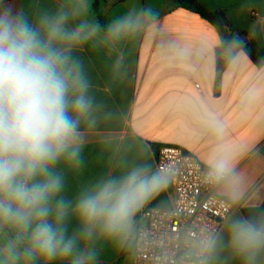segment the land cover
<instances>
[{
  "label": "crops",
  "instance_id": "obj_1",
  "mask_svg": "<svg viewBox=\"0 0 264 264\" xmlns=\"http://www.w3.org/2000/svg\"><path fill=\"white\" fill-rule=\"evenodd\" d=\"M195 1L227 19L228 51L216 26L176 0H8L29 21L64 13L70 31L89 25L87 41L70 46V55L82 66L92 108L79 128V159L61 160L56 166L64 177L61 195L71 202L69 235L82 228L73 212L82 191L136 168L160 174L156 157L162 146L181 147L208 169L211 160L227 158L238 174L235 181L218 187L237 209L206 264L228 225L244 218L242 210L263 203L264 65L258 67L248 57L244 41L264 48V0ZM124 19L130 26L110 31ZM218 52L221 61H227L222 71ZM173 197L168 179L165 189L137 210L125 230L109 236L96 226L79 249L95 252L91 264H133L134 225L137 231L146 211L170 209ZM10 238L8 230L0 231V260L7 255ZM256 264H264V253Z\"/></svg>",
  "mask_w": 264,
  "mask_h": 264
},
{
  "label": "clouds",
  "instance_id": "obj_2",
  "mask_svg": "<svg viewBox=\"0 0 264 264\" xmlns=\"http://www.w3.org/2000/svg\"><path fill=\"white\" fill-rule=\"evenodd\" d=\"M66 21L64 13L29 21L8 0H0V231L11 233L0 264L37 259L91 264L95 252L81 251L79 244L91 238L93 228L109 236L125 230L137 210L168 183L165 175L136 168L85 189L73 208L82 228L68 234L71 202L61 195L64 177L56 166L79 159V128L92 100L82 66L70 55V46L87 41L89 25L70 31ZM126 26L128 19L118 20L110 31L119 33ZM209 164L210 182L238 178L227 158ZM228 237L244 264H256L264 253V215L233 220Z\"/></svg>",
  "mask_w": 264,
  "mask_h": 264
},
{
  "label": "built area",
  "instance_id": "obj_3",
  "mask_svg": "<svg viewBox=\"0 0 264 264\" xmlns=\"http://www.w3.org/2000/svg\"><path fill=\"white\" fill-rule=\"evenodd\" d=\"M156 166L173 186V205L144 212L133 264H206L216 245L210 240L219 239L236 205L219 194L221 183L208 180L210 169L181 147L162 146Z\"/></svg>",
  "mask_w": 264,
  "mask_h": 264
},
{
  "label": "trees",
  "instance_id": "obj_4",
  "mask_svg": "<svg viewBox=\"0 0 264 264\" xmlns=\"http://www.w3.org/2000/svg\"><path fill=\"white\" fill-rule=\"evenodd\" d=\"M176 2L180 7H183L194 13L199 14L200 16L205 18L208 22H210L212 25L216 26L222 34L223 50L228 51L229 38L226 34L228 21L222 13L207 12L204 9H202L195 0H176ZM244 51L256 66L261 67L264 65V48L262 45L252 40L249 41L245 40ZM219 54L220 52H218V70L222 71L225 68L227 61H221V59L219 58ZM242 215L244 218H256V219L260 218L262 215H264V201L258 207L243 209ZM135 228L136 226L134 225V231L131 236L132 239L134 236H136ZM131 243L132 241L130 239L128 241V247L131 245ZM33 264L35 263L33 262Z\"/></svg>",
  "mask_w": 264,
  "mask_h": 264
},
{
  "label": "rangeland",
  "instance_id": "obj_5",
  "mask_svg": "<svg viewBox=\"0 0 264 264\" xmlns=\"http://www.w3.org/2000/svg\"><path fill=\"white\" fill-rule=\"evenodd\" d=\"M209 264H243L242 259L230 244L228 229L219 240Z\"/></svg>",
  "mask_w": 264,
  "mask_h": 264
}]
</instances>
